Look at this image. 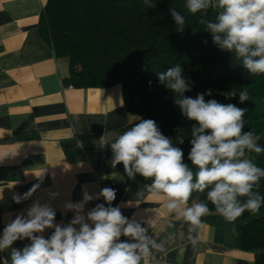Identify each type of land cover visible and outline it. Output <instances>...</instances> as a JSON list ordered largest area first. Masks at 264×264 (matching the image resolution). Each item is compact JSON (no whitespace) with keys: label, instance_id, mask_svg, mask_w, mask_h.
I'll return each mask as SVG.
<instances>
[{"label":"clouds","instance_id":"clouds-1","mask_svg":"<svg viewBox=\"0 0 264 264\" xmlns=\"http://www.w3.org/2000/svg\"><path fill=\"white\" fill-rule=\"evenodd\" d=\"M184 7L189 14H200L198 23L211 33L220 50L234 53L249 74H264V0H185ZM210 9L216 10L214 19L208 18ZM170 13L183 32L185 15L176 8ZM156 75L176 94L174 102L182 115L195 122L190 129L188 153L192 167L184 162L183 150L174 146L152 119H142L122 133H105L114 137L111 142L101 139L102 146L110 144L112 167L122 163L129 179L134 180L137 174L150 179L137 196L142 198L147 192L163 197L166 211L188 223L189 233L202 227V218L210 213L206 202L188 205L194 192L208 189L207 201L227 222H234L245 211L258 212L264 196L254 189L264 178V167L257 166L246 154H259L264 147L252 131H244L247 109L215 99L205 101L211 90L195 98L184 96L191 86L180 64ZM236 94L233 91L230 95ZM239 100H249L246 90L239 91ZM37 187L14 194L13 201L19 204L28 199ZM116 194L110 187L97 194L84 192L80 202L65 205L75 213L67 225L55 223L56 212L49 204L34 202L26 215H17L4 227L0 252L10 249V260L5 258L3 264H141L161 245L140 222L125 217L119 206H111ZM101 197L108 207L96 204L86 217L81 214L84 205ZM50 228L54 231L45 238L43 233ZM122 236L128 239L121 240ZM24 239L30 244L22 249L12 247L15 241ZM188 240L193 247L198 244L192 235Z\"/></svg>","mask_w":264,"mask_h":264},{"label":"crops","instance_id":"crops-1","mask_svg":"<svg viewBox=\"0 0 264 264\" xmlns=\"http://www.w3.org/2000/svg\"><path fill=\"white\" fill-rule=\"evenodd\" d=\"M44 1L0 0V235L36 201L55 210L56 224L67 225L75 213L66 204L110 187L117 192L111 206L156 235L161 248L154 254L166 248L165 260L154 264H254V254L238 248L232 222L210 211L189 233L188 223L166 211L163 197L137 196L150 183L128 180L112 167L110 144L102 146L101 139L111 142L105 133H122L130 121L121 87L73 86L67 60L38 34ZM36 185L28 199L13 201ZM100 203L109 206L102 197L93 199L81 214ZM53 231L46 229L44 237ZM189 235L198 239L195 247ZM27 244L17 240L12 247ZM5 258L10 260V249L0 252V264Z\"/></svg>","mask_w":264,"mask_h":264},{"label":"trees","instance_id":"trees-1","mask_svg":"<svg viewBox=\"0 0 264 264\" xmlns=\"http://www.w3.org/2000/svg\"><path fill=\"white\" fill-rule=\"evenodd\" d=\"M184 5L185 0H45L37 29L54 54L67 60L74 87L120 85L130 117L125 130L142 119L154 120L162 134L183 150L189 167L190 129L195 122L182 115L174 102L176 94L156 75L176 64L191 86L184 96L195 98L211 90L205 101L215 99L247 109L244 131H252L264 147V74H249L234 53L220 50L198 23L200 14H189ZM171 8L185 15L183 32ZM215 15L216 10L210 9L208 18ZM241 90L249 95L243 103ZM246 158L264 167V152H249ZM116 168L133 180L122 163ZM134 180L151 183L139 174ZM254 190L264 196V178ZM207 191L194 192L189 201L206 202L215 211L206 199ZM232 224L238 248L252 252L254 264H264V204L258 212L245 211Z\"/></svg>","mask_w":264,"mask_h":264},{"label":"built area","instance_id":"built-area-1","mask_svg":"<svg viewBox=\"0 0 264 264\" xmlns=\"http://www.w3.org/2000/svg\"><path fill=\"white\" fill-rule=\"evenodd\" d=\"M148 234L150 236H152L153 239L156 237V235L153 234V233H151V232H148ZM166 251H167L166 248H163L159 257H157L154 254V252L152 251V253L147 258H145L144 260L141 261V264H154L157 261H163V260H165V258H166Z\"/></svg>","mask_w":264,"mask_h":264}]
</instances>
